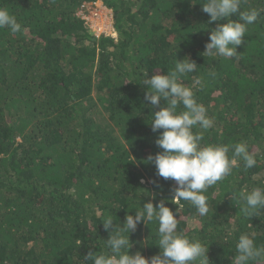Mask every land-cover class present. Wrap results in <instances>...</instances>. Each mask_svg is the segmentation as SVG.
Returning <instances> with one entry per match:
<instances>
[{
  "label": "trees",
  "instance_id": "1",
  "mask_svg": "<svg viewBox=\"0 0 264 264\" xmlns=\"http://www.w3.org/2000/svg\"><path fill=\"white\" fill-rule=\"evenodd\" d=\"M85 1L97 0H0L21 24L15 34L0 28V264H82L89 250L106 251L105 215L122 225L126 212L160 200L178 231L209 244L212 264H232L241 233L264 245V209L247 221L236 205L241 190L264 186V0H244L261 16L230 59L202 56L215 28L205 0H99L116 39L89 33L76 15ZM186 56L198 67L180 80L203 79L193 90L214 121L202 144L245 142L257 160L207 189L204 217L172 199L175 182L147 162L161 149L145 73L167 74ZM157 228L138 225L129 254H160Z\"/></svg>",
  "mask_w": 264,
  "mask_h": 264
},
{
  "label": "clouds",
  "instance_id": "2",
  "mask_svg": "<svg viewBox=\"0 0 264 264\" xmlns=\"http://www.w3.org/2000/svg\"><path fill=\"white\" fill-rule=\"evenodd\" d=\"M243 3L244 0H205L201 4L202 11L209 17L208 23L215 22L202 56L228 59L240 56L237 48L244 43L248 26L255 24L261 16V10L256 8L244 10ZM0 28H8L15 34L21 31V24L6 8H0ZM197 67L196 62L187 56L181 60L176 58L173 71L167 74L155 72L150 77L146 72L143 85L147 86L145 100L154 108H159L153 113L151 131L158 133L155 144L161 151L149 155L147 162L154 165L157 177L175 182L172 199L190 202L199 216L204 217L212 210L204 194L207 189L231 175L241 162L246 170L255 167L257 160L245 142L202 144L204 132L214 124L205 106L197 102L193 90H202L204 81L195 77L190 87L180 80L181 76L195 72ZM161 101L165 102L162 107ZM181 106L182 110H179ZM238 200L239 213L247 221L250 217L260 216L264 209V186L241 190ZM134 210V215L126 212L122 225L114 224L116 217L111 214L103 217L104 230L111 229L104 243L106 251L89 250L82 264H212L208 257L209 244L190 239L184 232L178 231V218L173 210L165 206L164 200L155 206L147 202ZM154 220L158 224L156 245L160 254L150 258L139 251L129 254L133 247L130 234H134L141 223L147 225ZM248 226L254 229L249 223ZM256 236L255 231L239 235L232 264H264V245L256 244ZM77 243L81 245L82 241L77 239Z\"/></svg>",
  "mask_w": 264,
  "mask_h": 264
},
{
  "label": "built area",
  "instance_id": "3",
  "mask_svg": "<svg viewBox=\"0 0 264 264\" xmlns=\"http://www.w3.org/2000/svg\"><path fill=\"white\" fill-rule=\"evenodd\" d=\"M77 17L81 19L95 39L100 37L116 39L113 27V16L101 1L83 2L77 10Z\"/></svg>",
  "mask_w": 264,
  "mask_h": 264
}]
</instances>
